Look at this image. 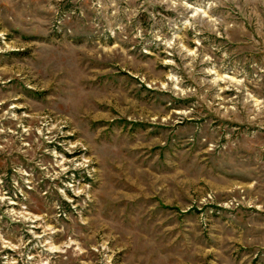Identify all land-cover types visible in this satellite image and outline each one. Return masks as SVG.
I'll return each instance as SVG.
<instances>
[{
  "label": "rangeland",
  "instance_id": "obj_1",
  "mask_svg": "<svg viewBox=\"0 0 264 264\" xmlns=\"http://www.w3.org/2000/svg\"><path fill=\"white\" fill-rule=\"evenodd\" d=\"M0 264H264V0H0Z\"/></svg>",
  "mask_w": 264,
  "mask_h": 264
}]
</instances>
